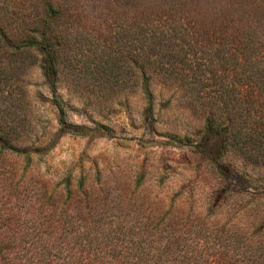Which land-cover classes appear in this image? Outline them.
I'll list each match as a JSON object with an SVG mask.
<instances>
[{
	"label": "rangeland",
	"instance_id": "1",
	"mask_svg": "<svg viewBox=\"0 0 264 264\" xmlns=\"http://www.w3.org/2000/svg\"><path fill=\"white\" fill-rule=\"evenodd\" d=\"M221 1L184 34L147 0H0V264H264V41L234 26L264 1Z\"/></svg>",
	"mask_w": 264,
	"mask_h": 264
},
{
	"label": "trees",
	"instance_id": "2",
	"mask_svg": "<svg viewBox=\"0 0 264 264\" xmlns=\"http://www.w3.org/2000/svg\"><path fill=\"white\" fill-rule=\"evenodd\" d=\"M52 0H44V7L47 10L48 14L50 16H56L59 14V10L56 9L51 2ZM189 1L191 2H199L201 4H195L194 7L196 8L195 10L192 8V6L189 4ZM244 4H251L255 0H243ZM246 1V2H245ZM260 0H257V2ZM264 0H261L262 2ZM218 3V9L221 10L224 5L221 4V0H185L184 2H177L174 0H147L146 2V7H145V15L147 17H156L159 21L163 22V19L165 20V27L169 29L167 32H182L186 34V32H189L190 28H201V23H197V21L194 23V25L191 27V23L185 24L184 20H188L192 15H195L193 19L196 20L197 17H201L199 14L203 10H197V9H205L210 5V3ZM233 3L234 1H228L227 3ZM259 2V3H260ZM225 2V4H227ZM258 3V4H259ZM206 12V11H205ZM221 12V11H220ZM223 15L227 16L226 13ZM165 17V18H164ZM228 19V17L224 18ZM199 20V19H198ZM232 20V19H230ZM241 24V25H240ZM195 26V27H194ZM232 27L230 23H221V28L226 30L228 27ZM235 26V32H239L242 35L245 34L247 35L246 39L247 42H259V39L264 41L262 37V31H264V17H261L259 21L255 22H244V23H239L234 25ZM36 46L42 47V45L38 42L35 43ZM24 46V44H20L19 47ZM45 63H43V75L45 78L49 81V84L54 87V61L53 58L50 56V53L45 52ZM144 93L146 94L147 97H150V92L148 90L147 84L144 85ZM55 104L57 105L59 112H60V120L62 122H65L64 120V115H65V110L62 105V102L60 99H58L56 96L53 98ZM76 128H79V126H75ZM17 151V150H16ZM186 258L183 256H179L177 259L172 260L169 264H185L186 263ZM125 264H149L152 262L153 264H161L162 261L157 257L153 258H148L144 256H136L132 258H126ZM207 263V260H205ZM118 260L115 261L111 264H118Z\"/></svg>",
	"mask_w": 264,
	"mask_h": 264
}]
</instances>
